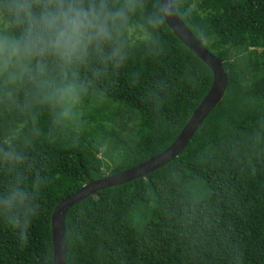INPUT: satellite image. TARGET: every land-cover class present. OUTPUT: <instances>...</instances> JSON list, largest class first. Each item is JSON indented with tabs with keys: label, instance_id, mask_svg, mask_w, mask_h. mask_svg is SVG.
Instances as JSON below:
<instances>
[{
	"label": "trees",
	"instance_id": "16d2710c",
	"mask_svg": "<svg viewBox=\"0 0 264 264\" xmlns=\"http://www.w3.org/2000/svg\"><path fill=\"white\" fill-rule=\"evenodd\" d=\"M158 3L143 0L133 23ZM173 6L221 61L225 93L172 160L68 209L65 264H264V0ZM122 52L69 70L81 95L68 117L0 82V195L26 193L24 212L0 208V264H52L56 204L167 148L210 87L164 20L151 41L125 31Z\"/></svg>",
	"mask_w": 264,
	"mask_h": 264
},
{
	"label": "clouds",
	"instance_id": "9594fccd",
	"mask_svg": "<svg viewBox=\"0 0 264 264\" xmlns=\"http://www.w3.org/2000/svg\"><path fill=\"white\" fill-rule=\"evenodd\" d=\"M142 7L143 0H0V82L27 84L42 103L58 108L60 116L72 115L81 88L69 70L93 55L122 58L125 31L138 29L151 41L175 11L173 0H160L133 23ZM25 199L22 188H13L0 195V208L15 216L26 210Z\"/></svg>",
	"mask_w": 264,
	"mask_h": 264
},
{
	"label": "water",
	"instance_id": "95a60500",
	"mask_svg": "<svg viewBox=\"0 0 264 264\" xmlns=\"http://www.w3.org/2000/svg\"><path fill=\"white\" fill-rule=\"evenodd\" d=\"M164 21L176 38L209 67L212 73L210 87L191 113L179 134L167 148L133 167L91 180L56 204L50 216L52 264H65L66 242L64 221L70 207L82 199L93 195L98 190L145 177L148 173L172 160L184 149L203 119L221 101L225 93L227 77L221 61L204 48L203 44L190 33L175 12L165 17Z\"/></svg>",
	"mask_w": 264,
	"mask_h": 264
},
{
	"label": "rangeland",
	"instance_id": "374dc122",
	"mask_svg": "<svg viewBox=\"0 0 264 264\" xmlns=\"http://www.w3.org/2000/svg\"><path fill=\"white\" fill-rule=\"evenodd\" d=\"M139 199H146V193H142V194L139 196Z\"/></svg>",
	"mask_w": 264,
	"mask_h": 264
}]
</instances>
